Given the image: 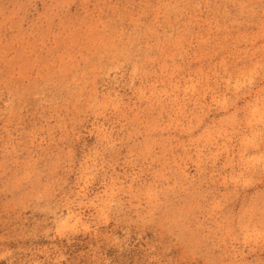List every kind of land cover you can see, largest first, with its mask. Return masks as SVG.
<instances>
[{
	"label": "rangeland",
	"instance_id": "rangeland-1",
	"mask_svg": "<svg viewBox=\"0 0 264 264\" xmlns=\"http://www.w3.org/2000/svg\"><path fill=\"white\" fill-rule=\"evenodd\" d=\"M0 264H264V0H0Z\"/></svg>",
	"mask_w": 264,
	"mask_h": 264
}]
</instances>
